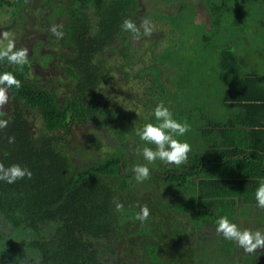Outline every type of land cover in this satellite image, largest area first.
Segmentation results:
<instances>
[{
    "label": "trees",
    "instance_id": "1",
    "mask_svg": "<svg viewBox=\"0 0 264 264\" xmlns=\"http://www.w3.org/2000/svg\"><path fill=\"white\" fill-rule=\"evenodd\" d=\"M201 1L211 30L186 0L165 1L180 4L173 14L157 10L144 17L164 21L170 26L167 34L174 35L168 40L147 39L150 44L143 55L148 59L136 74L143 80L140 102L149 108L145 120H139L133 108L128 115L108 104L103 89L114 74L131 80L128 69L134 70L130 65L136 64L131 61L135 40L121 26L125 19L139 26L140 0H45L39 6L36 0L23 2L31 25L15 48L28 49L27 63L21 67L0 61V74L11 72L22 85L9 90L12 109L0 115L8 121L0 129V163L27 168L32 178L12 184L0 181V264L245 260L247 254L235 241L216 232V222L227 216L241 230L247 226L264 234V210L255 199L264 182V145L259 138L264 139V78L245 69L236 43L247 39L249 15L264 25V10L253 6L258 0ZM239 1L235 11L228 12ZM49 7L63 17L57 25L63 32L60 39L50 30L54 25ZM190 8L201 20L202 31L184 41L176 36L179 27L188 26L181 18ZM36 43L51 59L49 70H41L36 62L41 56ZM116 55L125 63L116 61ZM214 66L221 80L238 79V86L225 92L222 106L206 96L210 79L204 74ZM30 68L38 80L27 79ZM161 102L174 119L190 125V131L177 137L191 146L188 162L179 167L160 161L149 164L140 154L144 147L155 146L142 141L135 127L158 124L154 109ZM251 116L255 121H247ZM92 124L108 129L110 139L119 143L104 149L91 139L81 152L91 149L92 142L100 157L80 165L78 153L70 148L72 129ZM137 164L149 167V179L136 181L132 169ZM142 184L146 189L138 193ZM117 203L123 205L121 211L116 210ZM143 206L150 215L141 223L135 217ZM21 238L26 243L10 244Z\"/></svg>",
    "mask_w": 264,
    "mask_h": 264
},
{
    "label": "rangeland",
    "instance_id": "2",
    "mask_svg": "<svg viewBox=\"0 0 264 264\" xmlns=\"http://www.w3.org/2000/svg\"><path fill=\"white\" fill-rule=\"evenodd\" d=\"M24 1L25 0H0V30H2L3 33L7 32L9 34L8 39H3L2 36H0V48H5L9 41L13 42L15 45L21 44L25 37L28 35L27 27L31 25V20L26 13V7L23 4ZM44 1L45 0H36V5L39 6V4H43ZM165 1L167 0H140L142 6L141 17L144 18L148 13L157 10L167 15L173 14L177 10L179 11V9L181 8L180 4H167ZM186 1H190L193 3L197 14L206 21V29L211 30L210 17L207 9L203 5V2L201 0ZM239 3L240 1L234 2V5H232V8L229 9L228 12H234L235 9H233V7L237 6ZM255 4H257L264 10V0H258V3H254L253 6ZM47 10L50 15H53V18H51L52 25L57 26L60 22H62L63 17L58 14L57 11L55 12V9L53 7H49ZM249 18L251 20V28L250 30H248V33L246 35L247 39L244 40L243 38L242 41L238 39L236 43L238 44L237 47L240 53L239 55L242 56L243 59H245V64L247 66L245 67V69H253L259 74L260 77L262 75V77L264 78V25H260V19L256 18L257 20L255 19L254 21H252L251 15H249ZM181 19L184 20L188 24V26L183 24L181 28L179 27L182 33L179 31L180 35L176 36V38L179 39L180 37H182V40L187 41L188 39H193L194 37H196V33L202 31L201 22H199L201 20L198 19L197 16H195V12L192 8L186 10ZM151 23L153 28L152 35L149 37L141 36V38L135 40L132 45L131 61L136 62V64L134 65L133 63L130 65V67L135 66L134 70H131V68H127L132 76L131 80L129 79V81L127 82L123 75L114 74L113 77H110L109 80L106 81V83L103 85V89H105V99L107 100L108 104L113 107L120 108V110L123 112H128V115L129 109L133 108L139 120L146 119L147 115L145 114V111L146 109H149L148 106H145L144 103L140 102V99L144 97V90H142L143 80L137 79L136 75L137 71L141 69L144 62L148 59L143 55V53H147V51L145 52V50L150 44L149 41L152 39V37L164 40H168V38H171V36L172 38L174 37V35L167 34L169 33V24L165 23L162 20H151ZM261 33L263 34V37L260 38L259 35ZM148 38H150L149 41H147ZM35 49L39 54L41 51V47L37 43ZM159 52L160 50L157 51V53ZM136 55L137 57H140V59H137ZM117 57L118 59H116V61L119 60V63H125L122 58H120L119 56ZM36 62L40 66L41 70L46 71L51 68V59L45 54H42V51L41 56L36 59ZM215 64L216 62L214 61V65ZM205 75L210 79L209 84L205 85L206 96L208 97V100L213 101L215 106H222L223 96L225 92L230 88L237 87L238 79H226L224 78V76L221 80L220 73L215 66L214 71L213 69H211L208 72H205L204 76ZM122 116L124 117L125 114L122 113ZM123 122L127 124V120H124ZM127 125L131 127V125ZM135 129L138 131L139 127L136 125ZM71 135L70 148L78 153L76 161L80 165H84L89 162H96L100 157L98 150L95 149L96 146H94L92 142V147H90L91 149L85 150L83 153L81 152V150L89 148L88 146H90V144L88 142L91 139L98 140L102 144L104 149H106L108 145L116 146L119 143L117 140H111L109 130L99 124L84 126V128L75 126L72 129ZM104 149H102V151L105 152ZM79 152L81 153L79 154ZM144 184L137 188L138 193H141L146 189V186ZM245 228L248 229L247 226H245ZM10 242V244H13V247L15 245L16 247H18L24 244V242L26 243V240L21 238L17 239L16 241L12 240ZM0 247H2L1 243ZM261 252L263 253L261 255L258 253L249 255L247 254V257L244 261H241V264H264V249L261 250Z\"/></svg>",
    "mask_w": 264,
    "mask_h": 264
},
{
    "label": "clouds",
    "instance_id": "3",
    "mask_svg": "<svg viewBox=\"0 0 264 264\" xmlns=\"http://www.w3.org/2000/svg\"><path fill=\"white\" fill-rule=\"evenodd\" d=\"M121 27L124 31L132 34L133 40L140 39L141 35L151 36L153 31L152 23L147 18L141 19L139 26L131 19H125ZM50 30L58 39L63 37V32L58 31L57 26H52ZM0 36L3 39H8L9 34L4 32ZM28 55L27 48L16 49L15 44L11 41L5 48H0V61L6 60L10 65L22 67L27 63ZM21 86V81L13 73L4 72L0 74V115L4 114V108L10 102L9 90L13 87L19 89ZM154 117L159 121L158 124L147 123L142 130L137 131V135L142 141L155 146L154 148L144 147L142 149L140 154L143 159L149 164H154L156 161L177 167L186 164L191 146L187 142H181L177 137H182L190 131V125L174 119L173 113L164 106L163 102L155 107ZM7 125V120L0 119V129L6 128ZM13 139L10 138L9 142H12ZM132 171L137 182H143L150 178V170L147 165L137 164ZM25 177L32 178V172L29 169L16 164L5 167L3 163H0V181L12 184ZM255 199L256 206L260 210H264V182L259 184L255 192ZM122 209L123 205L117 203L116 210L121 211ZM149 215L150 210L147 206H143L135 218L143 223ZM216 224V232L226 240L235 241L244 253L255 254L258 249H264V234L260 231L241 230L237 224L230 222L227 216H221Z\"/></svg>",
    "mask_w": 264,
    "mask_h": 264
},
{
    "label": "flooded vegetation",
    "instance_id": "4",
    "mask_svg": "<svg viewBox=\"0 0 264 264\" xmlns=\"http://www.w3.org/2000/svg\"><path fill=\"white\" fill-rule=\"evenodd\" d=\"M27 29H28V27H27ZM3 33V31L2 30H0V34H2ZM35 72V70L33 71L31 68H30V71H29V73H27V75H26V77H27V79L28 80H38L39 79V76L36 74V72ZM34 75V76H33ZM9 97H10V102H9V104L4 108V112H7V113H9L10 114V109H12V105H13V100H12V98H11V93H10V91H9Z\"/></svg>",
    "mask_w": 264,
    "mask_h": 264
},
{
    "label": "crops",
    "instance_id": "5",
    "mask_svg": "<svg viewBox=\"0 0 264 264\" xmlns=\"http://www.w3.org/2000/svg\"><path fill=\"white\" fill-rule=\"evenodd\" d=\"M243 121L245 122V120H243ZM247 121L252 122V121H255V119H254V117L251 116V117L247 118ZM246 129L249 130L250 128H244L243 130L245 131ZM260 135H263V134H260ZM247 137L249 138V135H247ZM259 138H260L261 143L264 145V139H262V137H259Z\"/></svg>",
    "mask_w": 264,
    "mask_h": 264
}]
</instances>
